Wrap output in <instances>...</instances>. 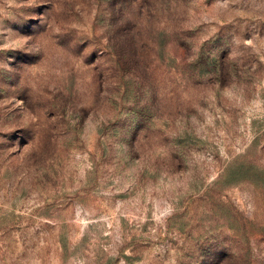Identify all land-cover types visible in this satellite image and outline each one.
Instances as JSON below:
<instances>
[{"label": "rangeland", "instance_id": "rangeland-1", "mask_svg": "<svg viewBox=\"0 0 264 264\" xmlns=\"http://www.w3.org/2000/svg\"><path fill=\"white\" fill-rule=\"evenodd\" d=\"M0 264H264V0H0Z\"/></svg>", "mask_w": 264, "mask_h": 264}]
</instances>
